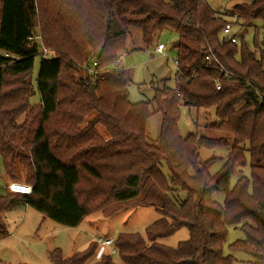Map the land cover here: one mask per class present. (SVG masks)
Segmentation results:
<instances>
[{"label":"trees","instance_id":"obj_1","mask_svg":"<svg viewBox=\"0 0 264 264\" xmlns=\"http://www.w3.org/2000/svg\"><path fill=\"white\" fill-rule=\"evenodd\" d=\"M203 1L0 0V157L13 181L23 169L33 189L0 196V236L7 233L2 215L18 206L75 228L93 213L110 217L120 204L136 201L161 218L146 237L118 234L120 262L106 252L93 264H236L224 252L231 226L244 234L231 248L264 264V39L257 41L256 26L254 50L244 36L238 43L223 36L229 15L264 29V0L225 13ZM132 29L148 48L162 43L165 32L176 36L175 88H158L152 99L162 114L157 143L147 139L151 102L132 103V73L113 67L127 52ZM41 47L53 56H43ZM211 53L218 62L206 61ZM37 57L34 87L27 77ZM79 69L86 77L77 81L72 71ZM36 92L39 112L30 101ZM183 104L214 110L219 120L212 128L231 139L182 136ZM231 140L212 174L223 158L203 161L199 150L228 148ZM179 191L185 199L177 204L170 194ZM217 193L225 194L223 202L214 199ZM183 228L190 236L177 247L159 241ZM97 248L94 241L71 256L60 248L49 256L52 264H87Z\"/></svg>","mask_w":264,"mask_h":264},{"label":"rangeland","instance_id":"obj_2","mask_svg":"<svg viewBox=\"0 0 264 264\" xmlns=\"http://www.w3.org/2000/svg\"><path fill=\"white\" fill-rule=\"evenodd\" d=\"M204 1L211 9L222 13H225V11L231 12L236 5L249 2V0ZM225 18L234 21L231 15ZM240 24L242 23L240 22ZM240 24H236L234 32L240 37L244 36L248 47L254 50L256 34L254 28L255 26L258 27L257 41L259 43L264 39V29L258 23L247 26ZM36 32H39L38 26ZM160 41L167 47L165 51L166 55L155 51L157 45L151 48L146 47L142 41L141 32L132 29L124 59L120 61V65H118L119 63L113 65L114 68H124L132 73V82L129 85V99L132 103L151 102L153 115L147 124V139L150 143L158 142L162 124V114L156 111L155 104L152 102L155 91L158 88H175L177 77V70L174 66L177 52L173 45L176 41V36L171 32H165L161 34ZM42 55L51 57L53 53L47 49ZM40 63L41 58L37 57L33 72L27 77V81L31 82L34 87L39 74ZM72 74L77 81L86 77L84 69L72 71ZM30 101L35 108L34 111L39 112V93L36 92L31 96ZM23 119V117L20 118L18 123H22ZM218 120L214 110H198L195 107L183 104L181 107L179 130L184 137L196 133L209 138L224 137L231 139L230 135L212 128L213 124ZM83 126H86V123ZM99 129L104 132L100 126ZM231 145L232 140L228 148H202L199 150L203 161L212 157L223 158L212 167V174L216 173L224 164ZM17 150L20 151L22 148L19 146ZM162 170L169 176L165 164ZM20 173L22 179L20 181H13L5 173L2 158L0 157V196H5L8 192H11L9 191V186L12 183L32 187L26 182V172L22 169ZM245 173H248V169L245 170ZM236 179L237 176L234 175L231 180L232 184ZM170 196L177 204L185 199V193L182 191L173 192ZM224 196V193H217L214 195V199L223 202ZM119 208L120 210L110 217H105L101 211L93 213L85 218L79 227L72 228L45 217L41 212L32 207H15L7 214L2 215V219L7 226V233L4 236H0V264H52L49 252L55 248H60L65 256H71L75 252L86 249L99 237L115 240L119 233H139L146 237V228L161 218L155 207L136 205V201L122 203L119 205ZM189 236V230L183 228L159 241L167 246L177 247L180 242L187 240ZM243 237L242 231L232 226L229 227L224 249L225 254L233 255L237 259L236 264H257L250 254L243 250L231 248L232 243ZM113 259L116 262H120L117 254L113 255Z\"/></svg>","mask_w":264,"mask_h":264},{"label":"built area","instance_id":"obj_3","mask_svg":"<svg viewBox=\"0 0 264 264\" xmlns=\"http://www.w3.org/2000/svg\"><path fill=\"white\" fill-rule=\"evenodd\" d=\"M237 18H238V16L236 14L233 15L234 21L228 19V21H227V23L223 29V36L225 37V39L231 40L233 43H237L240 40V36H238V34H236L234 32V28L236 26L235 21L237 20ZM166 48L167 47L164 43H160L156 46L155 50L157 53H160L162 55H166L165 54ZM46 50H47L46 48H42V52H46ZM124 55H125V53H122L119 56V58L116 62V65H117V63H119L118 65H120V61H122L124 59ZM206 61L209 63H211L213 61L218 62L217 58L212 53L206 56ZM96 65H97V63H94L93 67L91 69H89V71L91 73L95 72ZM174 66L178 72L179 71V61L177 58L174 60ZM119 69H124V68H119ZM226 78L230 79V77L227 75H226ZM215 85L218 89L221 87V82H220L219 78L215 79ZM24 189H26V191ZM9 191H11V193H20V194L30 195V194H32L33 189H32V187H29V186L24 185V184L12 183L9 186ZM95 241L98 243V247L100 249V257L104 253H106V251L108 253H110L112 256L117 254L118 251H117V248L114 244V239L99 237Z\"/></svg>","mask_w":264,"mask_h":264},{"label":"crops","instance_id":"obj_4","mask_svg":"<svg viewBox=\"0 0 264 264\" xmlns=\"http://www.w3.org/2000/svg\"><path fill=\"white\" fill-rule=\"evenodd\" d=\"M156 51V50H155ZM28 206H26L27 208ZM100 249L99 247L97 248L95 254L93 255V257L89 260V262L87 264H93L94 262H97L100 259Z\"/></svg>","mask_w":264,"mask_h":264},{"label":"snow or ice","instance_id":"obj_5","mask_svg":"<svg viewBox=\"0 0 264 264\" xmlns=\"http://www.w3.org/2000/svg\"><path fill=\"white\" fill-rule=\"evenodd\" d=\"M26 191V189H24Z\"/></svg>","mask_w":264,"mask_h":264}]
</instances>
